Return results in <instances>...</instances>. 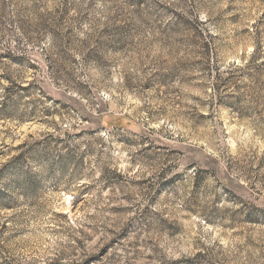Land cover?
Instances as JSON below:
<instances>
[{"label": "rangeland", "instance_id": "1", "mask_svg": "<svg viewBox=\"0 0 264 264\" xmlns=\"http://www.w3.org/2000/svg\"><path fill=\"white\" fill-rule=\"evenodd\" d=\"M0 264H264V0H0Z\"/></svg>", "mask_w": 264, "mask_h": 264}]
</instances>
